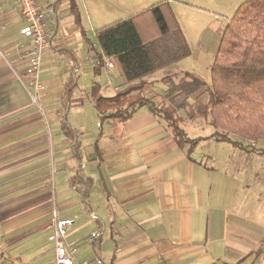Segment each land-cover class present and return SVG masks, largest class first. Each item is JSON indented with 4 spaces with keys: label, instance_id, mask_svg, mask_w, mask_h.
I'll return each mask as SVG.
<instances>
[{
    "label": "crops",
    "instance_id": "crops-1",
    "mask_svg": "<svg viewBox=\"0 0 264 264\" xmlns=\"http://www.w3.org/2000/svg\"><path fill=\"white\" fill-rule=\"evenodd\" d=\"M47 1L39 0L40 6ZM54 4L56 13L48 23L52 48L41 70V113L28 87L29 42L19 43L28 23L16 0H0L4 233L46 232L55 264L49 235L52 210L57 208L60 218L75 219L66 241L76 242L78 262L103 256L106 264H262L264 240L251 220L257 212L250 208L260 198L252 192L246 159L264 153L208 136L193 148L180 145L166 121L146 105L128 118L112 115L118 108L124 110L137 91L101 114L95 93L113 98L128 84L115 59L102 56L95 34L89 35L77 0ZM106 58L113 67L105 66ZM187 59L143 77L141 94L174 106L177 114L179 107L204 104L210 81L189 70ZM196 78L204 84L198 82L194 89ZM64 122L81 142L80 158ZM201 142L209 147L207 152H199ZM79 167L93 178L89 205L72 184ZM94 231L99 237L87 242Z\"/></svg>",
    "mask_w": 264,
    "mask_h": 264
},
{
    "label": "trees",
    "instance_id": "trees-1",
    "mask_svg": "<svg viewBox=\"0 0 264 264\" xmlns=\"http://www.w3.org/2000/svg\"><path fill=\"white\" fill-rule=\"evenodd\" d=\"M148 15L157 29L151 34L145 20ZM76 19L80 24L78 12ZM95 36L102 56L115 59L128 84L113 98L95 93L96 107L101 114L137 91L139 94L130 97L124 110L118 108L112 115L128 118L137 107L146 105L166 121L180 145L189 143L193 148L205 138H189L174 106L157 104L140 92L144 86L141 83L143 77L191 54L189 42L168 2L105 25L96 30ZM210 71V99L203 114L215 132L206 138L264 153V148L259 149L256 144L249 143L264 139V0H245L239 5L224 27ZM138 80V84H133ZM198 82L204 84L196 78L194 89ZM62 127L72 137L73 149L80 158L81 142L75 137V131L65 122ZM72 184L79 188L83 202L89 205L93 178L83 174L79 167L72 176ZM261 254L262 249H259L257 256Z\"/></svg>",
    "mask_w": 264,
    "mask_h": 264
},
{
    "label": "rangeland",
    "instance_id": "rangeland-1",
    "mask_svg": "<svg viewBox=\"0 0 264 264\" xmlns=\"http://www.w3.org/2000/svg\"><path fill=\"white\" fill-rule=\"evenodd\" d=\"M244 1L77 0L85 20V28L91 36L95 34L96 30L105 25L119 19L134 17L158 3L168 2L191 47V54L187 59L188 69L207 78L210 81V86V68L215 59L224 27ZM145 20L149 25L148 32L150 34L157 30L149 15ZM130 99L128 98V100ZM209 99L210 94H206L204 100H202L204 104L196 101L192 109H190V106L188 108L179 107V110L180 108L181 110L178 115L182 118L180 124L186 129L191 138L206 137L215 132V128L210 125L208 117L203 114L206 109L205 104ZM81 120L86 119L82 118ZM89 122L87 121L86 124H89ZM256 144L257 148H264V139L257 141ZM221 145L234 149L228 143ZM208 149L209 147L205 142L199 144L200 153L207 152ZM218 151L220 152V150ZM235 151L238 150L235 149ZM222 153H225V148H222ZM246 160L249 166L248 172L252 183V192L260 198L255 205L250 206L251 209L257 212L251 214V220L258 224V226L256 225L258 234L264 240V155L252 154L247 156ZM2 226L0 224V264H54V253L50 248L51 243L47 240L46 232L40 231L36 234L24 232L23 234L22 231H19L16 234L6 235ZM253 259L255 258L253 257Z\"/></svg>",
    "mask_w": 264,
    "mask_h": 264
},
{
    "label": "built area",
    "instance_id": "built-area-1",
    "mask_svg": "<svg viewBox=\"0 0 264 264\" xmlns=\"http://www.w3.org/2000/svg\"><path fill=\"white\" fill-rule=\"evenodd\" d=\"M55 1L49 0L45 6H40L39 0H16L20 14L28 23L19 35V43H22L23 40L29 42L26 65L28 87L31 90L32 102L41 113H45V104L40 95L45 90L41 70L45 54L52 48V35L48 23L49 19L56 13ZM105 66L111 68L113 62L106 58ZM74 224V218H60L57 208H53L50 225L52 231L49 240L53 242L55 247V264H106L103 256H96L81 262L75 259L77 244L66 241L69 230ZM98 237L99 232L94 231L86 241H92Z\"/></svg>",
    "mask_w": 264,
    "mask_h": 264
}]
</instances>
